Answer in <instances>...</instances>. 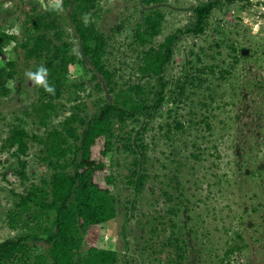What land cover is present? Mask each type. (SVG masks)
Returning <instances> with one entry per match:
<instances>
[{
    "label": "trees",
    "instance_id": "trees-1",
    "mask_svg": "<svg viewBox=\"0 0 264 264\" xmlns=\"http://www.w3.org/2000/svg\"><path fill=\"white\" fill-rule=\"evenodd\" d=\"M232 1L195 4L183 27L156 41L165 20L158 8L164 0H140L148 10L129 30V46L136 60L125 80L122 66L117 68L112 62V36L99 27L104 0H58V9L55 5L41 7L39 0H18L12 4L9 0L11 5L3 9L4 3L0 1V58L8 47L12 53L11 59L0 64V96L10 94L9 82L13 83V90L20 87L15 84L17 81L25 82L23 67H29L31 73L46 68V79L55 89L51 94L32 82L36 97L30 104L32 111L26 115L34 117L35 129L30 130L19 119L4 137L0 136L1 152L8 156L4 159L9 161L7 170L19 179L20 185L19 191L11 190L14 199L7 211V223L14 234L0 241V264H120L118 250L107 244L108 224L121 207L128 214L129 207L134 208L135 204L131 196L145 188L149 150L144 138L167 93L184 97L187 84L192 81V76L186 75L184 80H176L171 89L164 78L176 42L182 35L204 33L212 11ZM121 27L122 23L112 30ZM229 48L235 64L239 52L233 46ZM73 66L87 71L89 78L71 80ZM219 74L223 79L230 75L226 69ZM90 84L82 98L81 93ZM92 96L93 107L89 108L84 99ZM63 99L70 105L61 102ZM201 122L212 137L208 118L205 116ZM164 125L168 133L171 129L184 130L179 121ZM214 142L213 154L217 159L219 141ZM201 144L193 140L195 152L187 154L199 158ZM169 152L170 160L176 162L177 151L171 146ZM122 169L125 173L121 176ZM119 178L124 179L129 191L123 205L116 191ZM171 180L176 183L173 188L179 190L177 175ZM179 194L184 193L181 190ZM160 195L165 205H173L166 208L165 214H151L142 226L148 224L149 243L154 237L163 239L157 242V249L148 243L141 251L148 249L153 255L171 248L163 260L154 259L155 264H184L188 246L182 227H177L171 217L180 210V203L176 208L177 203L173 202L179 197L173 199L166 188L160 189ZM184 201L188 202L186 198ZM165 223L173 229L169 234L162 227ZM237 237L240 243L228 244L218 259L220 264H249L242 256V236Z\"/></svg>",
    "mask_w": 264,
    "mask_h": 264
},
{
    "label": "rangeland",
    "instance_id": "rangeland-1",
    "mask_svg": "<svg viewBox=\"0 0 264 264\" xmlns=\"http://www.w3.org/2000/svg\"><path fill=\"white\" fill-rule=\"evenodd\" d=\"M0 1L6 9L18 0H10L11 4H8L9 0ZM205 1L164 0L158 8L165 20L156 41L183 27L191 7ZM39 2L41 7H47L56 5L58 0ZM147 10L140 0L103 2L99 27L112 36V62L117 68L122 66L124 80L129 77L136 60L129 46V30ZM120 23L122 27L113 31L112 28ZM231 46L239 52L235 64L229 56ZM10 48L0 58V64L12 58ZM231 64L232 69L229 68ZM23 69L25 82L17 81L15 84L20 86L17 90H13L14 85L9 82L10 94L0 96L1 137L19 119H23L30 130L36 127L32 123L34 117L26 115L27 111H32L30 104L36 97L27 75L31 69ZM222 69L230 73L224 79L219 74ZM186 75L192 76V81L187 84L184 97L167 93L160 113L146 133L144 141L149 150L147 183L140 194L131 196L134 208L130 206L127 214L121 207L117 217L109 222L107 244L118 250L120 264H155L154 259L163 260L171 248H166L163 254L150 255L148 249L141 251L150 242L148 224L142 226V223L147 218L150 220L151 214H165L166 208L173 205H165L164 197L160 195V189L166 188L173 194V199L179 197L173 202L177 203L176 208L180 203V210L171 217L177 227H182V236L188 246L184 264H220L218 259L228 244L240 243L238 234L244 243L240 248L245 261L264 264V0L224 2L223 7L212 11L204 33L182 35L176 42L164 78L173 89L175 81L184 80ZM78 78L87 80L89 73L79 66L71 67L70 79ZM89 87L91 84L81 93L82 98L86 97ZM101 94L107 96L104 92ZM94 98L84 99L87 107H93ZM174 98L178 99L176 103ZM61 102L66 106L71 103L65 99ZM205 116L212 127V137L201 122ZM174 121L182 122L184 130L171 129L168 133L164 123L173 125ZM164 134L171 139L167 140ZM196 139L202 143V150L199 158L193 159L187 152H195L192 143ZM215 140L219 141L218 160L212 148ZM171 146L177 151L174 154L176 162L170 160ZM6 157L0 149V241L14 234L7 223V211L14 199L11 190H20L19 179L7 170L9 161H4ZM33 167L36 169V165ZM119 173L122 176L125 169ZM175 175L180 183L179 190L173 188L176 183L171 179ZM123 181L119 178L116 190L122 205L129 193ZM181 190L183 196L179 194ZM185 198L188 202L183 203ZM158 210L160 213L156 212ZM162 227L167 234L173 231L168 223ZM205 233H208L207 237ZM161 239L163 237H154L149 244L157 249Z\"/></svg>",
    "mask_w": 264,
    "mask_h": 264
},
{
    "label": "clouds",
    "instance_id": "clouds-1",
    "mask_svg": "<svg viewBox=\"0 0 264 264\" xmlns=\"http://www.w3.org/2000/svg\"><path fill=\"white\" fill-rule=\"evenodd\" d=\"M55 7L58 9L60 7V5L57 3L55 5ZM47 74H48V70L44 67H41L38 69L37 72H35V73L29 72L27 75L29 77V80L32 81L34 84H36L38 86H42L46 92L54 94L55 89L53 86H51L48 83V81L46 79Z\"/></svg>",
    "mask_w": 264,
    "mask_h": 264
}]
</instances>
